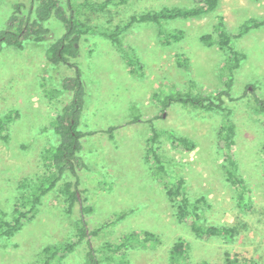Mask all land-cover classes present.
<instances>
[{"label": "rangeland", "instance_id": "374dc122", "mask_svg": "<svg viewBox=\"0 0 264 264\" xmlns=\"http://www.w3.org/2000/svg\"><path fill=\"white\" fill-rule=\"evenodd\" d=\"M16 4L31 7L30 0H0V30ZM192 6V0H135L98 16L89 14L85 21L122 26L134 13ZM219 15L236 49L246 55L234 74V101L225 100V107L236 128L232 156L251 191L250 211L238 203V190L225 180L218 136L224 125L222 114L178 103L163 110L158 104L174 89L215 95L224 88L225 51L215 42L211 47L200 42L203 35L215 40ZM249 20L261 26L237 37ZM50 29L42 42L27 41L22 50L4 47L0 51V116L9 113L12 118L6 140L0 137V220L10 221L18 200L30 199L38 187L48 188L52 182L50 151L59 142L53 123L70 100L62 91V80L75 76V70L85 91L79 124L85 134L79 153L81 166L77 178L66 174L42 199L37 214L24 219L11 238L0 235V264H40L45 247L75 244L74 220L84 207L92 208L85 216L88 233L99 230L87 241L101 264H114L106 261L110 253L104 244L116 246L126 235L137 233L142 238L143 232L154 234L158 243H135L121 250L117 264H170L169 250L178 239L188 245L189 264L222 263L224 252L264 264V113L255 110L254 101L264 100V0H220L215 12L169 21L160 26L162 32L177 29L184 33L181 42L169 46L161 43L156 26H132L124 35L125 47L141 64L142 76L131 73L110 41L94 36L79 44L78 58L70 61L76 68H55L47 62L45 52L61 35L62 27L54 21ZM178 56L187 60L186 68L178 67ZM148 119H153L159 134L157 154L167 177L157 172L148 153ZM109 128H114L112 140ZM169 134L187 138L195 148L185 151L170 141ZM176 177L185 180L190 199L204 197L202 222L235 228L233 241L196 239L187 226L177 222L175 205L165 193ZM75 179L79 181V203L68 215L59 187ZM86 251V244L76 245L60 264H85Z\"/></svg>", "mask_w": 264, "mask_h": 264}, {"label": "trees", "instance_id": "16d2710c", "mask_svg": "<svg viewBox=\"0 0 264 264\" xmlns=\"http://www.w3.org/2000/svg\"><path fill=\"white\" fill-rule=\"evenodd\" d=\"M135 0H30L31 7L25 8L23 4H16L13 13L5 21L0 30V51L4 47H12L16 50H22L27 41L42 42L51 33L50 24L57 21L61 24L62 33L58 38L49 44L46 49V60L55 68L61 65L74 68L75 64L70 61L76 60L79 56V44L87 37H100L112 43L122 59L127 62L131 73L142 76V66L138 59L130 55L125 47L124 35L128 33L132 26L138 24H151L156 26L158 36L163 45L169 46L173 43H179L184 39V33L181 30L161 31L160 26L176 19H196L208 13L215 12L219 7L220 0H192L193 6L190 8L162 7L155 10H146L140 13L131 14L122 26L110 27L107 25H95L86 22L89 14L98 16L111 8L120 9L127 6ZM257 1V0H254ZM33 7V8H32ZM261 26L256 20H249L241 26L237 37H241L252 29ZM216 38L211 35H203L200 42L207 47H211L214 42L226 53V62L224 70L226 71V81L223 89L215 95H203L197 93L191 95L175 90L159 100L158 104L163 110L170 105L178 103L188 106L193 110L204 112H216L222 114L224 125L218 136L222 142L223 164L222 169L225 180L230 186L238 190L236 196L238 203L246 211L253 208L251 191L248 189L245 180L239 172V167L232 156L234 139L236 134L235 124L231 120V111L225 107V100L233 102L231 88L234 81L235 71L240 67L246 55L237 50L233 43V37L225 30L224 19L221 15L217 16L215 26ZM129 48V47H128ZM178 56L177 65L181 68L187 67V60ZM186 66V67H185ZM76 68V67H75ZM62 91L70 95V100L56 116L53 123V132L58 137V145L50 151L51 167L53 169L52 182L48 188L38 187L30 199L22 197L14 206L15 214L10 221L0 220V235L4 238H11L22 227L24 219L33 218L41 205L42 199L55 188L67 174L71 178H77V169L81 166L79 153L82 149L81 141L85 134L79 130L80 115L83 108L84 89L78 70H75V76L65 77L62 80ZM60 93H57V95ZM255 110L258 113H264V100L255 98ZM11 115L0 116V137L6 140L5 133L11 122ZM151 127V136L148 139V153L155 169L158 173L164 174L167 171L162 159L157 154L158 132L153 128V119L145 120ZM114 128L107 130L108 137L113 139ZM173 144L181 146L185 151H192L195 148L194 143L185 137L168 135ZM79 181H66L60 184L59 192L63 196L66 204V212L72 215L76 204L79 203V194L77 186ZM26 186V184H25ZM166 196L175 205V218L178 223L187 226L193 236L199 240L222 237L227 242L233 241L237 235V230L227 226L205 225L202 222L201 214L205 205L204 197L190 199L185 191V180L182 177L172 179L171 184L166 189ZM92 213V208L84 207L79 211L78 217L74 220L75 244L68 243L59 246H47L42 250L40 264H60V262L70 254L76 245L86 244L85 264H101L97 258L96 250L91 247L87 238L96 237L99 230L87 231V221L85 216ZM124 214L119 216V219ZM143 237L139 234L131 233L124 237L123 241L116 246L109 243L104 244V249L110 253L105 257L106 261L117 264L121 258L120 251L133 247V244L144 245L146 243H158L157 237L150 232H143ZM188 245L182 240L175 241L169 250L170 264H189ZM218 264V263H217ZM219 264H257L253 259H240L229 252L223 253L222 263Z\"/></svg>", "mask_w": 264, "mask_h": 264}]
</instances>
